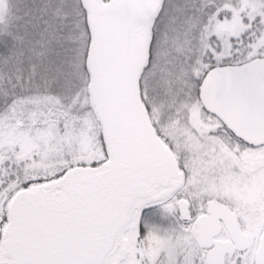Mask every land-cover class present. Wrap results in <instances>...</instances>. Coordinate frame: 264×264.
<instances>
[{
    "label": "snow or ice",
    "instance_id": "1",
    "mask_svg": "<svg viewBox=\"0 0 264 264\" xmlns=\"http://www.w3.org/2000/svg\"><path fill=\"white\" fill-rule=\"evenodd\" d=\"M0 264H264V0H0Z\"/></svg>",
    "mask_w": 264,
    "mask_h": 264
}]
</instances>
